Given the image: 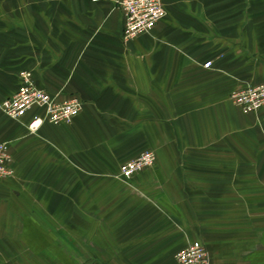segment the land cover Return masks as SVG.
<instances>
[{
  "label": "crops",
  "instance_id": "1",
  "mask_svg": "<svg viewBox=\"0 0 264 264\" xmlns=\"http://www.w3.org/2000/svg\"><path fill=\"white\" fill-rule=\"evenodd\" d=\"M162 2L124 40L118 0H0V101L21 70L82 101L35 131L42 108L0 110V264H65L68 245L71 262L178 264L193 240L215 264H264V106L229 98L264 82V0ZM144 150L153 166L120 177Z\"/></svg>",
  "mask_w": 264,
  "mask_h": 264
},
{
  "label": "built area",
  "instance_id": "2",
  "mask_svg": "<svg viewBox=\"0 0 264 264\" xmlns=\"http://www.w3.org/2000/svg\"><path fill=\"white\" fill-rule=\"evenodd\" d=\"M118 6L123 13L124 40L151 31L166 14L162 0H118ZM203 66L210 67L211 62L206 61ZM229 98L244 111H256L264 106V82L235 89L229 94ZM32 107L43 109L42 115H34L27 124L30 131H35L45 121L51 124L69 123L80 111L82 101L76 96L56 101L49 92L34 84L30 71L21 70L18 72L16 90L0 101V110L11 118L19 119ZM11 161L9 143L0 141V183L13 173ZM154 161L152 152H141L121 165L119 176L127 180L133 174L153 166ZM174 257L178 264H215L209 259L205 246L198 240H193L178 250Z\"/></svg>",
  "mask_w": 264,
  "mask_h": 264
},
{
  "label": "rangeland",
  "instance_id": "3",
  "mask_svg": "<svg viewBox=\"0 0 264 264\" xmlns=\"http://www.w3.org/2000/svg\"><path fill=\"white\" fill-rule=\"evenodd\" d=\"M145 151L152 152V154L154 156V160L156 159L155 153L152 150H144L143 152H145ZM81 246L85 247L86 249H90V251H92V252L93 251L98 252V246H96V245L83 244ZM72 252H73V248L70 245L63 246V253L65 254V256H67L66 258L70 259ZM68 259L65 260V264H87L88 263V261H82V260L79 262H71Z\"/></svg>",
  "mask_w": 264,
  "mask_h": 264
}]
</instances>
